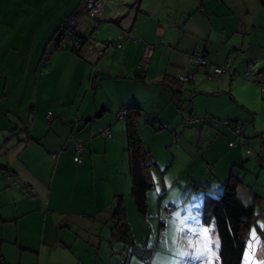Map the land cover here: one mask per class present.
Here are the masks:
<instances>
[{"label": "crops", "instance_id": "1", "mask_svg": "<svg viewBox=\"0 0 264 264\" xmlns=\"http://www.w3.org/2000/svg\"><path fill=\"white\" fill-rule=\"evenodd\" d=\"M81 2L0 0V167L36 193L29 199L0 178L4 264H119L118 254L107 253H119L121 246L110 240L116 201L122 197L130 216L138 217L125 127L116 117L124 108L142 114L139 138L153 171L169 186L181 181L218 193L236 173L241 202L251 205L260 197L254 188L264 179L258 169L264 160V91L239 76L207 78V67L189 63V55L200 52L208 67L222 66L237 50L254 62L264 84V24L252 18L257 7L245 0H107L93 34ZM72 19L70 30L91 38L83 56L52 51L59 27ZM129 30L132 39L125 38L121 49L97 54L101 43ZM150 46V61L139 69ZM245 61H234L238 74ZM191 75L179 88L182 101L161 84L165 76ZM187 120L197 122L184 125ZM228 121L242 129L236 147H229L236 138L222 124ZM77 141L84 143L80 164L73 162Z\"/></svg>", "mask_w": 264, "mask_h": 264}, {"label": "trees", "instance_id": "2", "mask_svg": "<svg viewBox=\"0 0 264 264\" xmlns=\"http://www.w3.org/2000/svg\"><path fill=\"white\" fill-rule=\"evenodd\" d=\"M257 2L260 5L264 6V0H257ZM93 25H94V30H93V34H94V32L98 31L97 30L98 26H96L95 24ZM131 30L125 31V36L121 35L117 39V41H113V42L106 41L105 44L101 43L99 46V50H97V54L99 56H102L110 48H113L116 50L121 49L122 43L125 38L126 40L132 39L131 37L128 36L132 32ZM65 38H68L69 40L65 42ZM69 41L72 43L68 44ZM55 42L56 43L52 51H55L58 49H65V50H69L70 52L76 54L77 56H83L89 47L91 38L90 37L86 38V37L74 34L73 31L70 30L67 22H65L63 26L59 27ZM150 48H151V53H152L153 47L150 46ZM102 50L104 51L101 52ZM199 54H201L202 57L204 58V55L202 53L199 52ZM150 58L151 57H149L148 60H145L143 56L138 68L140 69L141 67H144V65H147L150 61ZM237 59L240 61V63L246 60L243 58L242 53H240L237 50H233V52L229 53L225 61V64H223L222 66H211L209 68L208 66H204V67H207V69H209V72L207 73L206 77L207 78L210 77L209 75H210L211 69L216 67L222 70V74L217 77H211V78L215 79V78L223 77L225 75H228L232 78H236L239 76L243 80L256 83L257 85L261 87V92H263L264 84H262L261 79L254 80L253 77L250 76V74L249 76L246 75L248 71H250L249 73H251V70L248 67V62L250 61H247V60L245 61V64H246L245 70L241 74H238L236 72V68L234 67V61ZM206 63L208 62L206 61ZM193 67L204 68L202 66H193ZM253 69L254 68H252V70ZM185 79L188 80L189 76L179 77V78L165 76L163 80L161 81V84L166 83L167 86L173 91V94H175L174 96H176V98H178L179 101H182L180 99L182 90H180L179 92V88H181V86H183L184 83H187V80ZM175 88H178L177 90L178 93L175 91ZM128 111L129 112H128L126 119L124 120L117 119V120L121 124H123L125 127V131H124L125 133V152L128 158L129 174H130V179H131L130 198H131V203L133 205V211L139 213L141 216H146L148 208H149L147 197H148L149 192L153 188H155L154 178L151 176V171H150V168L152 167L153 162H151L150 153L148 152L147 149H145L142 141L139 138V134H138V127L141 122L142 114L140 113V111H136L135 109H130V110L128 109ZM116 117H117V114H116ZM228 122L234 124V122L232 121H228ZM147 123L153 124L155 129H156L155 126L158 125V124H154V121H147ZM100 134H101V131H100ZM78 142H81V141L74 142V146H75V143H78ZM83 148H84V145H83ZM82 153H83V149H82L80 158H82ZM73 154L75 156L74 148H73ZM251 154H247V155L250 156ZM53 158H56V155H53ZM81 162H82V159H81ZM261 163H262V168L264 169V166H263L264 160H262ZM0 172H7V173L12 174L10 171L7 170V168H4V167H0ZM1 177H4V176L1 175L0 178ZM4 178L7 180L6 177ZM241 178L242 177H239L236 173L231 174L228 180L225 182L223 190L218 195V197L216 199H213L212 197H209L207 195L206 199H204L205 201H203V204L199 209L200 222H201L200 224L205 227L213 226L214 228V232H215L214 234H216V237L219 242L218 250H217L219 264H241L249 232L252 229V227L256 224L255 222H256L257 215L255 214V209L259 207V205H261V203L263 202L262 197H255L254 202H252L251 205H246L241 202L240 198L237 195V190L239 188V185L242 184ZM7 182L10 184L8 180ZM19 183L21 184V186L30 187L26 184H22L20 181ZM208 188L209 186L207 185L203 187L194 186L192 187V190H201V189L208 190ZM18 189L22 193L21 188H18ZM23 196L25 195L23 194ZM160 203H163V200L159 199V204ZM166 206L168 205H165L163 208H165ZM172 207L174 208V206ZM129 212L130 211L127 210V207H125L124 199L120 197L116 201L115 210L110 219V222H111L110 240L113 243H119L121 247L124 248V254L126 256L124 257L125 261L128 259L129 255L137 256L140 261L142 260L150 261L154 253L153 252L154 247H152V249H150L149 247H144L142 249L139 246L135 245L134 237L132 234L133 232L130 229L129 223L127 220V215ZM163 218L165 219V215ZM164 219L162 220L160 219L159 234H161L160 227L162 226V222ZM0 264H4L1 257H0Z\"/></svg>", "mask_w": 264, "mask_h": 264}, {"label": "rangeland", "instance_id": "3", "mask_svg": "<svg viewBox=\"0 0 264 264\" xmlns=\"http://www.w3.org/2000/svg\"><path fill=\"white\" fill-rule=\"evenodd\" d=\"M245 1L250 9L257 7L252 13L255 23L264 24V6L260 5L257 0ZM256 24L255 27L259 26ZM165 167H162L163 171ZM258 169L259 175L263 177L264 169L259 167ZM150 170L153 174L155 188L149 192L147 197L149 203L147 214L141 216L136 212L138 217L134 215L131 217L128 213L127 220L133 232L135 245L142 249L154 247L151 261H139L137 256L127 254L128 259L125 261L124 248L121 246L119 253L117 251L114 252L115 254L110 251L107 253L117 257L119 255V264H219L218 239L214 234L213 226L205 227L200 224L199 209L206 194L216 199L223 188L218 193L213 188L209 193L207 189L192 190L193 185L184 187L181 181L171 187L168 185L170 183L164 182L158 173L153 171L154 167ZM209 177L211 181L212 177ZM209 184H212V181ZM253 184L249 187L254 188ZM254 189L259 192L263 202L255 209L256 224L249 232L241 264H264V179H259V187L255 186ZM159 199L164 202L159 204ZM169 203L174 206L175 210L169 218L164 219L161 209ZM160 219L166 220L165 232L161 234H159ZM148 224H150V230ZM142 225H145V228Z\"/></svg>", "mask_w": 264, "mask_h": 264}, {"label": "built area", "instance_id": "4", "mask_svg": "<svg viewBox=\"0 0 264 264\" xmlns=\"http://www.w3.org/2000/svg\"><path fill=\"white\" fill-rule=\"evenodd\" d=\"M106 5H107V0H82L81 5H80V12H81L82 17L85 21H88L91 23L93 22V24L98 26L97 20H100V17H101L102 12H103V8ZM116 16H119V15L117 14V15H115V17ZM74 23H75V21L72 19V20L68 21L67 24L70 26H73ZM103 51L104 50H102L101 52H103ZM150 55H151V48L149 47V48L145 49L144 59L148 60ZM189 63L192 66H202V67L207 66L205 59L199 53H193L191 56H189ZM253 65H254L253 61L248 62V67L251 70V73H249L250 71H248V73H246V75L249 76V74H250V76L253 77L254 80H256L259 78V75L254 72V69L252 70ZM221 74H222V70L219 68H216V67L211 69V71H210V75L212 77H217ZM193 79H194V76L191 75V76H189L188 80L187 79H185V80L192 81ZM128 112L129 111L127 108L122 109L121 111H119L117 113V118L119 120L126 119ZM195 122H197V121L187 120L186 122L184 121V125H193ZM222 124L225 126H229L232 129V131L235 135V138H236V141L230 143L229 147H236V142L240 139L239 137L242 134V129L238 128L235 124H232L229 122H223ZM155 127L157 130H160L163 128L162 126H159V125H156ZM101 135H103L105 138H108L109 137V131L108 130H101ZM82 149H83V143H81V142L75 143V146H74L75 156H74L73 161L76 164L81 163L80 155H81ZM246 153L251 154V151L246 150ZM263 166H264V163H263ZM1 175L6 177L7 180L10 182V184L13 187L21 188L22 193L26 197H28L30 199H34L36 197L35 191L31 187L21 186L18 179L13 174H10L7 172H0V176ZM173 210H174V208L171 205H168L164 208V213L167 215V217H170V214Z\"/></svg>", "mask_w": 264, "mask_h": 264}, {"label": "water", "instance_id": "5", "mask_svg": "<svg viewBox=\"0 0 264 264\" xmlns=\"http://www.w3.org/2000/svg\"><path fill=\"white\" fill-rule=\"evenodd\" d=\"M131 3H132V0H131ZM126 14V13H125ZM125 14H123V16H126ZM128 14V13H127Z\"/></svg>", "mask_w": 264, "mask_h": 264}]
</instances>
